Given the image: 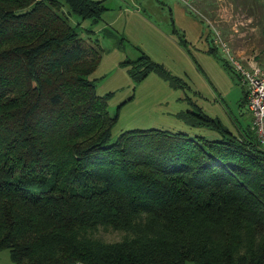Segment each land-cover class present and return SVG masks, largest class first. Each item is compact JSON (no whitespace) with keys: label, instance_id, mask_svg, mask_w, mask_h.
<instances>
[{"label":"trees","instance_id":"obj_1","mask_svg":"<svg viewBox=\"0 0 264 264\" xmlns=\"http://www.w3.org/2000/svg\"><path fill=\"white\" fill-rule=\"evenodd\" d=\"M105 8L0 0V248L16 264H264V146L250 122L197 106L187 121L216 137L150 127L108 142L120 105L110 113L112 91H96L100 50L69 20ZM122 63L135 80H178L145 53Z\"/></svg>","mask_w":264,"mask_h":264},{"label":"rangeland","instance_id":"obj_2","mask_svg":"<svg viewBox=\"0 0 264 264\" xmlns=\"http://www.w3.org/2000/svg\"><path fill=\"white\" fill-rule=\"evenodd\" d=\"M103 3L106 8L97 20L82 19L74 13L69 15V20L74 25L79 22L78 30L100 50L99 61L90 74L96 91L99 94L112 91L107 98L110 113L120 105L108 142L124 130L150 127L216 137L215 130L187 121V111L197 106L231 128L235 120L242 125L250 122L246 104L240 103L245 86L222 63L220 48L217 53L208 49L209 45H215L210 24L214 21V10L202 16L195 0H103ZM230 3L229 6L222 3L223 15H218L223 36L231 38V45L245 51L240 57H261L264 0ZM143 53L178 77V84L154 69L140 80L133 79L122 61ZM98 234L109 240L121 236L119 231L103 228ZM0 264H16L8 248H0Z\"/></svg>","mask_w":264,"mask_h":264},{"label":"built area","instance_id":"obj_3","mask_svg":"<svg viewBox=\"0 0 264 264\" xmlns=\"http://www.w3.org/2000/svg\"><path fill=\"white\" fill-rule=\"evenodd\" d=\"M212 40L245 86L250 123L258 141L264 146V55L261 59L240 57L217 29H214Z\"/></svg>","mask_w":264,"mask_h":264},{"label":"crops","instance_id":"obj_4","mask_svg":"<svg viewBox=\"0 0 264 264\" xmlns=\"http://www.w3.org/2000/svg\"><path fill=\"white\" fill-rule=\"evenodd\" d=\"M230 2H233V0H195V7L196 9L198 10V12L202 15V16H205V13H208L209 11H213V20L212 23H209L213 26V29H217V30H220V32L222 33L223 35V30L220 29V22H219V18H218V15L221 17V15H223V10L221 9V5L222 3H224L226 6H229V5H232ZM206 17V16H205ZM208 20V18H207ZM231 27H233V25H231ZM230 29V27H229ZM231 31V29H230ZM225 35V34H224ZM226 38V37H225ZM227 39V38H226ZM231 39V38H230ZM230 39H227L230 43H231V40ZM215 46V45H213ZM233 46V45H232ZM211 47L212 45L210 46L209 45V50H211ZM217 48V47H216ZM247 48H249V45L247 46ZM233 49L238 53V54H242V55H245V51L243 49H240L238 47H235L233 46ZM217 51V49H216ZM256 55V54H255ZM263 55H264V51H263ZM262 55V56H263ZM261 56V57H262ZM261 57H258V58H261ZM127 60V59H126ZM248 109V108H247ZM251 115V114H250ZM250 120H251V117H250Z\"/></svg>","mask_w":264,"mask_h":264}]
</instances>
